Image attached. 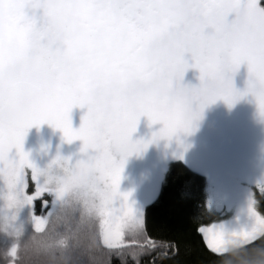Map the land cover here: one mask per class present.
I'll return each mask as SVG.
<instances>
[{"label":"snow or ice","instance_id":"1","mask_svg":"<svg viewBox=\"0 0 264 264\" xmlns=\"http://www.w3.org/2000/svg\"><path fill=\"white\" fill-rule=\"evenodd\" d=\"M242 64L247 78L238 88ZM189 68L198 70V83L184 82ZM249 95L264 122V0H19L0 34V198L10 208L39 201L43 214L31 215V233L10 250L15 264L45 252L39 238L53 218L71 230L80 206L60 216L58 202L76 191L94 200L88 225L107 256L95 264H111L113 255L140 264L152 252L175 250L149 233L131 190L120 191L126 160L162 138L176 137L186 151L180 134L196 131L206 107L220 100L231 108ZM74 107L84 109L77 127ZM141 117L160 126L134 139ZM45 123L62 141H81L74 162L59 151L50 161L49 168L63 162L70 170L55 186L24 149L28 130ZM173 155L182 159L183 151ZM256 189L264 197V178L249 198L250 227L197 226L208 249L264 244Z\"/></svg>","mask_w":264,"mask_h":264},{"label":"flooded vegetation","instance_id":"2","mask_svg":"<svg viewBox=\"0 0 264 264\" xmlns=\"http://www.w3.org/2000/svg\"><path fill=\"white\" fill-rule=\"evenodd\" d=\"M3 2L4 0H0V3ZM246 78L247 66L242 64L234 76L236 87L243 88ZM184 82L198 83V70L189 68ZM83 111L78 107L72 109L71 114L78 123ZM159 126H149L147 118L141 117L133 138H147ZM43 128L28 132H40ZM180 141L189 145L186 151L176 137L170 141L162 138L150 144L141 154L134 153L127 158L134 161L133 165L138 167L140 173L142 188L137 198L142 203L143 215L146 214L147 207L158 199L173 167L180 165L201 182L200 205L204 211V219L197 226L222 225L227 232L250 227L253 218L248 213L249 198L256 181L264 178V122L257 117L251 96H246L231 108L220 100L209 105L205 108L196 131L187 136L181 133ZM181 151L182 159L173 155L174 152L178 154ZM256 195L260 200L258 208L264 212V197L260 196L258 189ZM196 234L206 250L213 255L222 256L235 252L217 254L208 249L197 230ZM160 255L157 252L145 255L141 257L140 264H157V257Z\"/></svg>","mask_w":264,"mask_h":264},{"label":"trees","instance_id":"3","mask_svg":"<svg viewBox=\"0 0 264 264\" xmlns=\"http://www.w3.org/2000/svg\"><path fill=\"white\" fill-rule=\"evenodd\" d=\"M200 179L180 165H175L169 173L166 184L153 204L146 209L144 219L149 233L157 240L171 241L176 246L168 254L157 257V264H264V244L257 241V247L248 252L235 251L216 256L206 250L196 234L197 224L204 219L201 207ZM24 205V213L42 215L39 201L30 209ZM80 242L65 252L55 254L39 252L32 258V264H95L96 259H107L99 251L97 240ZM8 243L0 239V250L7 249ZM47 259V261H42ZM111 264L121 262L111 256ZM46 262V263H43ZM127 264H134L129 257Z\"/></svg>","mask_w":264,"mask_h":264},{"label":"rangeland","instance_id":"4","mask_svg":"<svg viewBox=\"0 0 264 264\" xmlns=\"http://www.w3.org/2000/svg\"><path fill=\"white\" fill-rule=\"evenodd\" d=\"M71 116L73 127L79 126L78 120L74 119L72 114ZM80 145V140H74L71 143L62 141L60 130L54 129L49 124L40 132H27L24 140L25 151H29L30 159H32L40 168H44L57 154V151H59L61 156L71 157V161L74 162L77 158L83 155L79 151ZM133 163V160H126L122 172L120 190L121 188L122 192L131 190L129 201L134 202V208L138 209L143 215L142 203L138 200L139 198H137V195L141 192L142 188L140 183V173L138 167L133 165ZM46 198L51 199V197ZM28 207L30 206L28 205L27 208ZM32 207L33 206H31L30 209ZM9 211L10 210L4 208V201L0 199V215L6 216L9 214ZM31 215V213H24L23 207H21L16 213L15 222L22 224L24 227L23 238H26L32 231ZM68 222L71 224V231L73 233L72 245L89 241L88 246H90L91 242L95 241V237L93 236L88 223H80L78 215L75 218L69 217ZM58 226L63 228L61 222L58 223ZM0 239L5 240L9 246L13 241V238L4 231H0ZM42 261H47V259H43Z\"/></svg>","mask_w":264,"mask_h":264},{"label":"clouds","instance_id":"5","mask_svg":"<svg viewBox=\"0 0 264 264\" xmlns=\"http://www.w3.org/2000/svg\"><path fill=\"white\" fill-rule=\"evenodd\" d=\"M18 2L19 0H4L3 3H0V34H3L7 30L10 19L15 15ZM49 163L42 168L43 175L45 179L50 180L52 185L55 186L58 182L62 181L69 175L70 170L64 167L63 162L53 164L50 168L48 167ZM85 199H87V203H85ZM77 204L80 206V213L78 215L79 222L88 223L95 213L94 200L91 195L87 198L81 196L79 191L74 192L64 201L58 202L59 215L63 216L65 213L70 212ZM21 207L22 206L7 207L6 201H4V208L10 211L6 216L0 215V231L8 233L13 238V241L7 249L0 250V264H15L10 250L13 246H17L18 248L19 242L24 236L23 225L15 222L16 213ZM14 213L15 219H13ZM59 222L58 219L53 218L50 222L52 224L51 229L44 234L42 238H39L43 240V243L46 246L43 249L46 253L55 254L57 252H65L68 246L72 244V231L59 227Z\"/></svg>","mask_w":264,"mask_h":264},{"label":"water","instance_id":"6","mask_svg":"<svg viewBox=\"0 0 264 264\" xmlns=\"http://www.w3.org/2000/svg\"><path fill=\"white\" fill-rule=\"evenodd\" d=\"M46 125H47V123L40 125L39 129H37V127L34 125V126H32L28 131H29V132H32V131H38V130H40L41 128H43L44 126H46Z\"/></svg>","mask_w":264,"mask_h":264}]
</instances>
